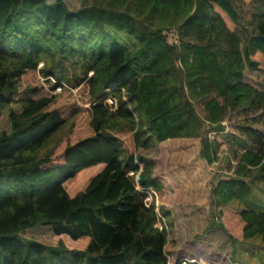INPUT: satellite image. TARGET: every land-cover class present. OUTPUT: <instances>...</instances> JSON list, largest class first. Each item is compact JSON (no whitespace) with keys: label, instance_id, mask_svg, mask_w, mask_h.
<instances>
[{"label":"trees","instance_id":"obj_1","mask_svg":"<svg viewBox=\"0 0 264 264\" xmlns=\"http://www.w3.org/2000/svg\"><path fill=\"white\" fill-rule=\"evenodd\" d=\"M239 1L244 50L236 0H0V264H168L167 208L205 204L203 165L231 171L216 204L252 196L264 92L244 72L264 76V0ZM233 114L252 117L234 135ZM153 146L157 161L136 155ZM238 218L264 245V213ZM187 244L176 261L205 264Z\"/></svg>","mask_w":264,"mask_h":264},{"label":"rangeland","instance_id":"obj_2","mask_svg":"<svg viewBox=\"0 0 264 264\" xmlns=\"http://www.w3.org/2000/svg\"><path fill=\"white\" fill-rule=\"evenodd\" d=\"M45 1L51 3L54 0ZM235 7L241 15V24L236 34L240 38L244 50L247 39L252 35L253 21L251 19L254 11L250 12L249 7L239 0H236ZM129 40L133 42L132 39L129 38ZM169 42L171 43L170 37ZM244 75L251 79L259 90L264 92L263 74L250 72L246 69ZM62 94L61 92L60 96ZM14 109L18 108L14 107ZM74 109L73 106H65L60 110L63 115H67ZM76 113L80 115L78 110ZM197 113L199 115L201 113L198 108ZM251 119V116L238 115L235 117L233 114L224 126L229 133L238 134L235 127L238 125L249 126ZM7 126L6 109H4L0 112V131H7ZM252 127L258 131L264 130V125L255 124ZM67 131L63 130L55 137L45 152L52 150L59 140L67 135ZM208 137L210 140L218 141L223 152L228 150L233 156V151H238L235 144H227L223 137L215 134H210ZM136 155L155 162L159 158V150L157 146H153L147 150H138ZM227 166L226 162H223L220 168L203 165V170L209 178L206 202L203 206L167 208L169 216L165 217V221L170 238L165 252L170 260L168 264H173V261H176V255L184 249L185 245H188L187 243H191L195 254H199V258H206L205 264H264V245L258 240L247 242L242 239V223L239 222L238 218L239 212L248 209L264 213V180L260 179L258 175L252 174L245 179L253 187L252 196L245 202H234L222 207L212 199L210 190L218 181L232 176Z\"/></svg>","mask_w":264,"mask_h":264},{"label":"built area","instance_id":"obj_3","mask_svg":"<svg viewBox=\"0 0 264 264\" xmlns=\"http://www.w3.org/2000/svg\"><path fill=\"white\" fill-rule=\"evenodd\" d=\"M171 43L176 45L178 44V40L175 34H172L171 36ZM138 189V188H137ZM139 190V189H138ZM170 261V260H169ZM173 264H201L199 262H196L194 260H187V259H181L178 262L177 261H173ZM169 263V262H168Z\"/></svg>","mask_w":264,"mask_h":264},{"label":"crops","instance_id":"obj_4","mask_svg":"<svg viewBox=\"0 0 264 264\" xmlns=\"http://www.w3.org/2000/svg\"><path fill=\"white\" fill-rule=\"evenodd\" d=\"M224 180V179H223Z\"/></svg>","mask_w":264,"mask_h":264}]
</instances>
